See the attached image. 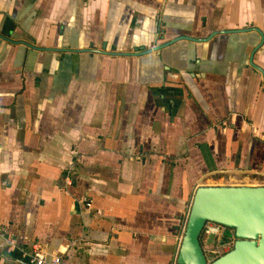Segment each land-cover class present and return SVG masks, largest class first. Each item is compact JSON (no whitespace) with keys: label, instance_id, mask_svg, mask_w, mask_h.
Returning a JSON list of instances; mask_svg holds the SVG:
<instances>
[{"label":"crops","instance_id":"crops-1","mask_svg":"<svg viewBox=\"0 0 264 264\" xmlns=\"http://www.w3.org/2000/svg\"><path fill=\"white\" fill-rule=\"evenodd\" d=\"M216 175L264 184V0H0V264H177Z\"/></svg>","mask_w":264,"mask_h":264},{"label":"water","instance_id":"water-1","mask_svg":"<svg viewBox=\"0 0 264 264\" xmlns=\"http://www.w3.org/2000/svg\"><path fill=\"white\" fill-rule=\"evenodd\" d=\"M233 230L232 247L209 260L200 243L206 222ZM177 264H264V184L195 188L176 256Z\"/></svg>","mask_w":264,"mask_h":264},{"label":"built area","instance_id":"built-area-1","mask_svg":"<svg viewBox=\"0 0 264 264\" xmlns=\"http://www.w3.org/2000/svg\"><path fill=\"white\" fill-rule=\"evenodd\" d=\"M64 183L66 185H70L72 183V176L68 173L64 176ZM80 202L85 206H90V199L87 196H83L80 198ZM225 226L214 223V222H206L203 226L202 232L208 236V237H218V244L217 247H228L230 237H227V239H223V236L226 231ZM6 233V228L2 224H0V238L3 237ZM11 248H15L14 243L11 244ZM228 250V249H227ZM225 250V251H227ZM63 251H57L51 254H48L43 249H41L37 245H33L31 250L29 251H23V255L27 257V260L30 264H64L63 262ZM208 258V257H207Z\"/></svg>","mask_w":264,"mask_h":264},{"label":"rangeland","instance_id":"rangeland-1","mask_svg":"<svg viewBox=\"0 0 264 264\" xmlns=\"http://www.w3.org/2000/svg\"><path fill=\"white\" fill-rule=\"evenodd\" d=\"M258 181V180H257ZM256 180L250 179L248 177H235V178H229L228 176L222 177L221 175L219 176H214L213 178H208L205 182L209 185H242V184H248V185H258L260 183H257ZM188 214V213H187ZM234 237L230 238L228 247H217L218 244V237H208L206 236L203 232L201 235V245L203 247V250L208 257L209 260L219 256L224 252L225 250H229L232 247Z\"/></svg>","mask_w":264,"mask_h":264},{"label":"trees","instance_id":"trees-1","mask_svg":"<svg viewBox=\"0 0 264 264\" xmlns=\"http://www.w3.org/2000/svg\"><path fill=\"white\" fill-rule=\"evenodd\" d=\"M217 176H219V175H216V177H217ZM251 177H252V178H258V179H263L262 177L257 176V175H252ZM201 235H202V233H201ZM201 235H200V241H201ZM230 236H233V230L230 229V228H226V231H225V234H224V236H223V239H224V238L227 239V237H230ZM200 243H201V242H200ZM225 252H226V251L222 252V254L225 253Z\"/></svg>","mask_w":264,"mask_h":264}]
</instances>
